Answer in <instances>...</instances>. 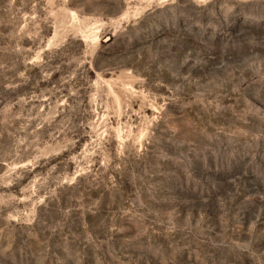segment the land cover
I'll return each mask as SVG.
<instances>
[{
  "label": "rangeland",
  "instance_id": "1",
  "mask_svg": "<svg viewBox=\"0 0 264 264\" xmlns=\"http://www.w3.org/2000/svg\"><path fill=\"white\" fill-rule=\"evenodd\" d=\"M0 264H264V0H0Z\"/></svg>",
  "mask_w": 264,
  "mask_h": 264
}]
</instances>
